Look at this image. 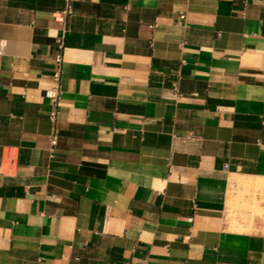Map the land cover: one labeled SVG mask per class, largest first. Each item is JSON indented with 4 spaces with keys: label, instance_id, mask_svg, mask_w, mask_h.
I'll return each mask as SVG.
<instances>
[{
    "label": "crops",
    "instance_id": "obj_1",
    "mask_svg": "<svg viewBox=\"0 0 264 264\" xmlns=\"http://www.w3.org/2000/svg\"><path fill=\"white\" fill-rule=\"evenodd\" d=\"M71 4L0 0V264H264V0Z\"/></svg>",
    "mask_w": 264,
    "mask_h": 264
},
{
    "label": "built area",
    "instance_id": "obj_2",
    "mask_svg": "<svg viewBox=\"0 0 264 264\" xmlns=\"http://www.w3.org/2000/svg\"><path fill=\"white\" fill-rule=\"evenodd\" d=\"M72 0H67V7L63 13L60 15V20L65 21L68 15L72 14L73 8L71 4ZM184 18V16H182ZM58 45L60 48L59 53L55 57V72L53 75V85L44 91V95L51 101L52 109L50 112V119L52 122H56L57 114H58V100L61 94V81H62V73H63V64H64V51L65 45L63 40H58ZM179 96V94H176ZM191 138V137H188ZM56 136L53 137V141H56Z\"/></svg>",
    "mask_w": 264,
    "mask_h": 264
},
{
    "label": "bare ground",
    "instance_id": "obj_3",
    "mask_svg": "<svg viewBox=\"0 0 264 264\" xmlns=\"http://www.w3.org/2000/svg\"><path fill=\"white\" fill-rule=\"evenodd\" d=\"M259 181H260L261 185L264 187V179H260Z\"/></svg>",
    "mask_w": 264,
    "mask_h": 264
}]
</instances>
